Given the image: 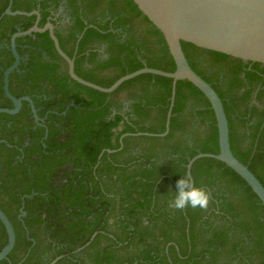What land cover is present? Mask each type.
I'll return each instance as SVG.
<instances>
[{
  "label": "trees",
  "instance_id": "trees-1",
  "mask_svg": "<svg viewBox=\"0 0 264 264\" xmlns=\"http://www.w3.org/2000/svg\"><path fill=\"white\" fill-rule=\"evenodd\" d=\"M8 5L0 0V108H13L3 90L15 61L11 37L37 19L2 16ZM16 10H38L39 27L52 22L75 73L101 87L144 67L176 69L163 34L133 0H13ZM16 44L22 59L10 92L29 96L41 121L27 101L0 114V208L16 233L12 264L30 248L22 264H264V205L225 163L200 158L191 168L210 196L206 210L171 206L190 159L219 154L215 113L197 87L177 82L169 132L150 136L166 130L172 79L142 74L103 93L70 77L48 31ZM181 45L222 100L232 153L264 186V65ZM7 242L0 220V250Z\"/></svg>",
  "mask_w": 264,
  "mask_h": 264
},
{
  "label": "water",
  "instance_id": "water-1",
  "mask_svg": "<svg viewBox=\"0 0 264 264\" xmlns=\"http://www.w3.org/2000/svg\"><path fill=\"white\" fill-rule=\"evenodd\" d=\"M139 10L159 29L168 45L171 56L174 59L176 69L174 72H166L159 69L144 67L133 73L119 78L108 88L101 87L80 78L75 73L74 59L70 58L61 48L55 35V26L48 22L44 27H39L40 12L12 11L13 0L5 9L4 15L10 16H32L37 17L35 24L26 31H18L11 37V51L15 62L4 71L3 90L8 99L13 103V108H0V114H17L22 107V102H29L36 122L41 121L33 101L28 97L16 98L10 92V74L18 69L21 57L17 51L16 40L19 37L43 33L48 31L54 43L56 52L68 65L70 77L79 84L103 93H112L124 82L134 79L142 74L159 75L173 80L171 103L167 114L166 130L159 135L146 134L156 137H165L170 129V120L176 95L178 81L187 80L197 87L209 100L215 113L217 128L219 154H198L190 159L187 165V174L191 176V168L196 160L200 158H214L233 169L252 188L254 193L264 205V186L250 169L241 163L232 153L230 146L229 123L225 113L222 100L201 76L190 66L182 49V42L190 43L196 47L228 55L241 59L245 62L259 63L264 65V0H133ZM141 135V134H140ZM194 184V182H193ZM24 208V203H23ZM21 209L22 216L26 212ZM0 220L3 223L8 242L0 250V261L8 260L16 244V233L14 226L5 212L0 208ZM33 243L35 241L29 238ZM19 263L22 264L30 254ZM60 258L50 264H55ZM9 261V260H8ZM10 264H12L9 261Z\"/></svg>",
  "mask_w": 264,
  "mask_h": 264
},
{
  "label": "clouds",
  "instance_id": "clouds-1",
  "mask_svg": "<svg viewBox=\"0 0 264 264\" xmlns=\"http://www.w3.org/2000/svg\"><path fill=\"white\" fill-rule=\"evenodd\" d=\"M174 192L171 206L178 211L189 207L206 210L210 204L208 192L202 187L195 186L187 175L180 176L176 181Z\"/></svg>",
  "mask_w": 264,
  "mask_h": 264
},
{
  "label": "flooded vegetation",
  "instance_id": "flooded-vegetation-1",
  "mask_svg": "<svg viewBox=\"0 0 264 264\" xmlns=\"http://www.w3.org/2000/svg\"><path fill=\"white\" fill-rule=\"evenodd\" d=\"M57 16H61L62 17V20L59 22L60 24H62V25H64V24H66V23H68L69 22V17L66 15V13H64V9L63 8H60V10H59V12H58V14H57ZM11 49V48H10ZM12 52V51H11ZM13 54V53H12ZM21 57V56H20ZM15 59V58H14ZM22 59V58H21ZM15 62V61H14ZM21 63V62H20ZM19 68V67H18ZM23 97H25V96H23ZM29 97V96H28ZM17 98V97H16ZM19 98H21V97H19ZM30 98V97H29ZM31 99V98H30ZM32 100V99H31ZM34 117V116H33ZM40 122V121H39ZM39 122H37V123H39ZM24 199V198H23ZM23 208V205H22V207H21V209ZM21 209H20V214L18 215V218L19 219H22V218H24V217H26V216H22V213H21ZM23 211H24V208H23ZM26 215H27V213H26Z\"/></svg>",
  "mask_w": 264,
  "mask_h": 264
}]
</instances>
